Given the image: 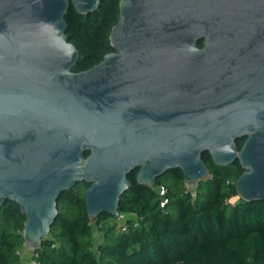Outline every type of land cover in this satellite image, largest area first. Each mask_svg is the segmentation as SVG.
I'll list each match as a JSON object with an SVG mask.
<instances>
[{"label":"water","instance_id":"1","mask_svg":"<svg viewBox=\"0 0 264 264\" xmlns=\"http://www.w3.org/2000/svg\"><path fill=\"white\" fill-rule=\"evenodd\" d=\"M70 3L88 16L100 0ZM68 10L0 0V208L25 216V252L47 240L60 194L90 185L88 219L118 220L130 173L149 189L174 171L199 185L204 154L238 162V199L264 201V0H120L113 52L77 74Z\"/></svg>","mask_w":264,"mask_h":264},{"label":"trees","instance_id":"2","mask_svg":"<svg viewBox=\"0 0 264 264\" xmlns=\"http://www.w3.org/2000/svg\"><path fill=\"white\" fill-rule=\"evenodd\" d=\"M66 1L65 37L79 53L71 69L77 74L99 65L113 52L109 37L118 22L120 0H100L98 10L88 16L75 13L70 0ZM197 46L202 48L203 43ZM244 142H235L238 151ZM202 161L207 180L196 186L193 195L184 194L180 171L170 173L168 186L157 180L151 189L138 185L137 170L130 173V188L121 196L117 212L133 219L122 232L110 216L98 217L95 225L102 235L98 244L84 202V191L90 185H77L60 194L58 216L35 254L37 263L264 264V201L245 203L238 199L232 204L238 198L234 185L243 174L240 164L216 167L208 154ZM159 186L166 189L168 206L164 210L156 193ZM25 222L15 203L6 202L0 208V264H21Z\"/></svg>","mask_w":264,"mask_h":264},{"label":"rangeland","instance_id":"3","mask_svg":"<svg viewBox=\"0 0 264 264\" xmlns=\"http://www.w3.org/2000/svg\"><path fill=\"white\" fill-rule=\"evenodd\" d=\"M163 186H168L170 184V174L165 175L164 177L159 179ZM191 192H193V189H191ZM238 201V198H235L231 201L232 204L236 203ZM133 219L132 216L130 215H125V216H119L118 220H113L112 219V224L116 225V227H125L126 223ZM92 223V229L94 232V241L96 244L101 243L102 242V235L101 233L98 231L96 225H95V221H91ZM108 225L106 224L105 227H107ZM21 255H20V259H21V264H28V261L30 260V254L27 255L26 258H24V251L23 249L20 251ZM28 258V259H27ZM27 261V262H26Z\"/></svg>","mask_w":264,"mask_h":264},{"label":"built area","instance_id":"4","mask_svg":"<svg viewBox=\"0 0 264 264\" xmlns=\"http://www.w3.org/2000/svg\"><path fill=\"white\" fill-rule=\"evenodd\" d=\"M196 186L197 185H187L185 184L184 187V194H194L195 190H196ZM191 189H193V192H191ZM156 193L159 199V207L161 210H164L167 206H168V199H167V195H166V189L163 186H159L156 188ZM121 228L122 232H125V227H119ZM24 251V250H23ZM94 251H96V249L94 248ZM21 255V252H19V256ZM36 255L35 254H30V260L28 261V264H38L36 261Z\"/></svg>","mask_w":264,"mask_h":264},{"label":"crops","instance_id":"5","mask_svg":"<svg viewBox=\"0 0 264 264\" xmlns=\"http://www.w3.org/2000/svg\"><path fill=\"white\" fill-rule=\"evenodd\" d=\"M28 254H29V253H27V252L24 251V258H26ZM27 259H28V258H27ZM26 262H27V261H26Z\"/></svg>","mask_w":264,"mask_h":264}]
</instances>
